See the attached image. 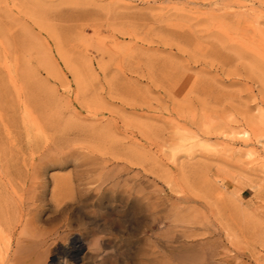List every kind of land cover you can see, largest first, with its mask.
Segmentation results:
<instances>
[{
	"label": "rangeland",
	"instance_id": "374dc122",
	"mask_svg": "<svg viewBox=\"0 0 264 264\" xmlns=\"http://www.w3.org/2000/svg\"><path fill=\"white\" fill-rule=\"evenodd\" d=\"M26 221L45 264H264V0H0V264Z\"/></svg>",
	"mask_w": 264,
	"mask_h": 264
},
{
	"label": "bare ground",
	"instance_id": "6f19581e",
	"mask_svg": "<svg viewBox=\"0 0 264 264\" xmlns=\"http://www.w3.org/2000/svg\"><path fill=\"white\" fill-rule=\"evenodd\" d=\"M100 167H102V166H100ZM95 169H97V168H95ZM102 170H104V169L102 168ZM97 180H99V179H97ZM26 182H27V180H26ZM100 182H101V178H100ZM63 210H65V209H63ZM63 210H61V212ZM68 228H69V224L67 223V221H65L64 225H62L60 227H56L55 229H53L49 232L39 233L40 231L37 232V228L33 224H31L29 221H26L24 228H22V231L17 235V237L15 238V241H14L13 254H12L13 264H45V260L43 259V256H42L43 252L46 253V251H48L51 248V246H53L58 241V239L62 237V235L67 233ZM70 241L72 244V248L69 251V254L72 255L73 257H76L83 251V245L80 244V238H77V237L72 238V240L70 238Z\"/></svg>",
	"mask_w": 264,
	"mask_h": 264
}]
</instances>
